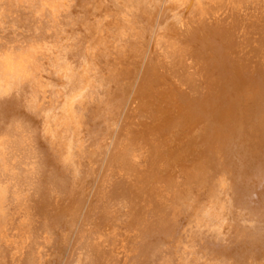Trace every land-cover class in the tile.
<instances>
[{"label":"bare ground","instance_id":"obj_1","mask_svg":"<svg viewBox=\"0 0 264 264\" xmlns=\"http://www.w3.org/2000/svg\"><path fill=\"white\" fill-rule=\"evenodd\" d=\"M0 264H264V0H0Z\"/></svg>","mask_w":264,"mask_h":264}]
</instances>
